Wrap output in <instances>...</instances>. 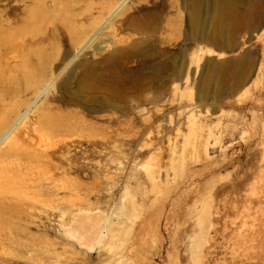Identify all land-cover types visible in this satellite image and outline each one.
<instances>
[{
	"label": "rangeland",
	"instance_id": "rangeland-1",
	"mask_svg": "<svg viewBox=\"0 0 264 264\" xmlns=\"http://www.w3.org/2000/svg\"><path fill=\"white\" fill-rule=\"evenodd\" d=\"M202 1L209 6L203 14L207 21L215 0ZM233 1L238 20L253 8L259 18L254 26L235 28L231 53L226 39L214 41L209 24L205 30L199 25L198 33L193 29L195 0H0V30L13 40L36 41L26 56L33 52L37 66L45 63L40 54L54 56L49 60L54 72L77 51L74 37L85 33L88 39L101 29L68 67L80 65L82 96L77 87L61 91L55 85L43 88L38 99L61 120H75L72 137L53 135L50 144L45 139L47 147L65 141L64 153L54 149L64 173L34 166L30 171L28 162L18 159L9 168L14 175L0 182L13 216L0 223V264H195L192 241L206 201L213 224L196 264H264V0ZM207 78L215 79L205 88ZM204 91L209 96L200 99ZM107 100L115 107H106ZM169 152L173 164L180 161L175 170ZM153 169L161 170L163 179ZM35 180L46 191L35 194ZM154 180H161L160 188ZM164 180L169 183L161 196ZM74 231L94 237L93 248Z\"/></svg>",
	"mask_w": 264,
	"mask_h": 264
},
{
	"label": "bare ground",
	"instance_id": "bare-ground-1",
	"mask_svg": "<svg viewBox=\"0 0 264 264\" xmlns=\"http://www.w3.org/2000/svg\"><path fill=\"white\" fill-rule=\"evenodd\" d=\"M204 1L202 0H195V2L193 3V9H192V14H191V20L193 22V26L195 25L196 27L193 28L195 29V31H197L196 33H198L199 31V25L202 24V26H204L202 29H204L206 25H210V33L212 34L213 36V39L214 41H222V39H226L228 41V45L233 48V43H234V39H235V28H237V26L241 27V26H244V25H247V26H254L255 24H257V19L259 18V11L257 10V8H253L250 10L249 12V15H244V17H242V14H241V17L244 18L243 22L241 21L242 18L239 17L240 20L237 19V14L235 13V8H234V5L237 4V2H234L233 0L229 3L226 2V4H222V2L220 0H215L214 3H212L213 5L211 6L210 11H209V14H208V19L207 21H205L203 19V14H205V11H207L208 7L206 4L204 5L203 4ZM235 3V4H234ZM124 4V3H123ZM126 4V3H125ZM124 6V5H123ZM207 6V7H206ZM121 7V6H120ZM246 9V8H245ZM32 10V9H31ZM29 10L28 12H30V18L34 19L33 18V15L34 13V9L31 11ZM116 11V10H115ZM191 11V10H190ZM27 13V10L25 11ZM24 12V13H25ZM36 12V11H35ZM117 12V11H116ZM208 12V11H207ZM245 12V11H244ZM14 13V12H13ZM115 13V12H114ZM262 13V12H261ZM2 14V13H1ZM16 14V13H14ZM17 15V14H16ZM15 15V16H16ZM25 15V14H24ZM114 15V14H113ZM116 15V14H115ZM114 15V16H115ZM18 16V15H17ZM112 16V15H111ZM112 16V17H114ZM207 16V14L205 15ZM204 16V17H205ZM264 16V15H262ZM28 16L26 15V18ZM34 17H35V14H34ZM25 18V19H26ZM29 19V18H28ZM31 19V20H32ZM262 20V18L260 19ZM259 20V21H260ZM23 21V20H22ZM29 21V20H27ZM13 24V22H9L8 24V27H11ZM102 27V26H101ZM100 27V28H101ZM207 28V27H206ZM253 28V27H252ZM103 29V28H102ZM205 30V29H204ZM203 30V31H204ZM209 30V29H208ZM208 30H207V33H208ZM83 32V31H82ZM96 32V31H95ZM98 32H101V29H99L96 33L93 34L92 37L86 39V35L85 33H80L78 34V37H74V40L77 41L79 43V47L77 49V51L74 53V55H72L70 58H69V62L66 63V62H63V66L61 67L60 66H57L59 68V70H56L54 72L53 68H52V64L51 62L49 61L50 59H52L51 57H54V56H50V55H47V54H40V61H44L45 63L42 64L41 66H37V65H33L32 62L35 61L34 60V55H31V53L25 54V50H28L30 48H32L33 46H35L37 44L36 41H29V40H26V39H21L19 41L17 40H13L12 38L8 37L6 32L1 29L0 30V182L4 181L7 182V178L8 176L11 177V174L14 175V168L10 169V165L13 164H16L15 163V160H18V159H22L26 162H28V170L30 168V171L33 169L32 166H34V169L35 167H40L41 169L43 168L44 171L48 172V174H52L57 172V170H64V168L62 167V165L60 164V162L58 161L57 162V153L60 152V153H64L63 151L65 146H64V142L62 143V145L60 146H57L59 145V143H57V145L54 143V145H56V148H48L49 146H52L54 147L53 143H51V145H49L47 147L48 144H50V141L54 135V138H55V135L58 137V135H62V136H69L70 138V134H73L72 130L74 129L73 128V123H69V122H65L63 120H61L56 114H54L53 112V107L46 103V102H42V104L38 105V99L43 95V93L41 92V90L43 88H52L54 87L55 85H59L60 86V89L61 91L63 90V87H66L68 88V90L71 89V87H77V90L76 92L78 91V94L77 96H82V86L81 85H84L82 82L84 81V79L82 80L81 78V74L79 75V72H78V69H79V66H77L76 64V68H74L73 70H70L68 69V67L70 66V64L72 62H75V61H79V57L82 56L84 53V51L91 45L92 46V41L94 40V38H96L98 36ZM206 33V32H205ZM264 33V31L262 32ZM102 34V33H101ZM100 34V35H101ZM209 34V33H208ZM211 36V35H210ZM211 36V37H212ZM203 37V36H202ZM94 43V42H93ZM218 43V42H217ZM220 43V42H219ZM78 45V44H77ZM111 45V44H110ZM109 46V45H107ZM112 46V45H111ZM221 46V45H220ZM110 48V47H109ZM24 53V54H22ZM83 53V54H82ZM79 58V59H77ZM31 59L33 61H31ZM37 59V58H36ZM67 59V58H66ZM64 60V58L62 59ZM249 60V59H248ZM19 61L21 63H19ZM66 61V60H65ZM245 62V61H244ZM13 63L16 65H13ZM79 63V62H78ZM82 63V62H81ZM209 63V62H208ZM214 63V62H213ZM22 64V65H20ZM35 64V62H34ZM246 64V62H245ZM226 65V64H225ZM254 65V64H253ZM209 66V65H208ZM212 66V65H211ZM240 66V65H239ZM245 66V65H244ZM247 66V65H246ZM213 67V66H212ZM211 67V68H212ZM30 69V70H26V69ZM70 68V67H69ZM246 68V67H245ZM88 68H84L82 69V72L85 74V73H88L91 74L90 70ZM210 69V68H208ZM207 69V70H208ZM219 69V68H218ZM221 71V70H220ZM88 74V75H89ZM247 74V73H246ZM83 75V74H82ZM87 75V76H88ZM89 78V77H88ZM215 79V78H214ZM213 78H207L206 81H204L205 83V88L206 86H209L211 82L214 81ZM222 79V78H221ZM217 80L220 81V79L218 78ZM220 84V83H218ZM204 85V84H203ZM70 87V89H69ZM84 87V86H83ZM74 89V88H73ZM66 90V89H64ZM45 91V90H44ZM43 91V92H44ZM71 92V91H70ZM69 92V93H70ZM84 92V91H83ZM80 93V95H79ZM209 91H204L203 93H201L199 95V98H205V97H208L209 96ZM48 95V94H47ZM76 95V94H75ZM85 96V95H84ZM83 96V97H84ZM216 96V95H215ZM78 97V98H79ZM124 98V97H123ZM85 98H83L84 100ZM217 99V98H216ZM89 100V99H88ZM82 101V100H81ZM85 101V100H84ZM83 102V101H82ZM87 103V102H86ZM106 107H109L110 109L111 108H114L115 104L113 105V102L111 103L109 100L106 101ZM108 109V108H107ZM118 110V109H117ZM121 111V110H120ZM71 117V116H70ZM83 123V121H80ZM79 122V123H80ZM78 123V122H77ZM76 124V123H75ZM84 124V123H83ZM119 127V126H118ZM76 128V127H75ZM120 128V127H119ZM123 128V126H122ZM144 128V127H143ZM121 129V128H120ZM124 129V128H123ZM140 129V128H139ZM138 134L140 133L138 131V129H136ZM75 131V130H74ZM121 131V130H120ZM119 131V132H120ZM134 131V130H133ZM152 131V130H151ZM77 132V131H76ZM135 132V133H137ZM150 133V132H149ZM148 133V134H149ZM152 133V132H151ZM52 135V136H51ZM67 135V136H66ZM74 135V134H73ZM136 135V134H134ZM51 136V138L49 139V137ZM62 136H59V137H62ZM139 136V135H138ZM148 136V135H147ZM177 136V135H176ZM183 136V134H182ZM56 137V138H57ZM72 137V136H71ZM132 137V136H131ZM149 137V136H148ZM178 137H181V136H178ZM53 138V139H54ZM117 138V137H116ZM134 138V137H133ZM170 138V136H169ZM186 138V136H185ZM45 139H48L49 142L48 144L45 143V141H48V140H45ZM52 139V140H53ZM140 139V138H139ZM150 139V137L148 138V140ZM187 139V138H186ZM185 139V140H186ZM153 140V138H152ZM168 140V139H167ZM120 141V140H119ZM151 141V140H150ZM154 141V140H153ZM152 141V142H153ZM173 141V140H172ZM73 142V141H72ZM72 142H70L69 144H71ZM131 142H133L131 140ZM137 143V141H135ZM76 143V142H75ZM93 143V142H92ZM135 143V144H136ZM184 143V142H183ZM65 144H68L65 143ZM76 144H79V143H76ZM75 144V145H76ZM97 144V143H96ZM94 144V145H96ZM111 144V142H110ZM113 144V143H112ZM148 144V142H147ZM173 144V143H172ZM240 144V143H239ZM74 145V146H75ZM150 145V144H149ZM176 145V144H175ZM183 145V144H182ZM62 146V150H59L57 149V147H61ZM67 146V145H66ZM113 146V145H112ZM142 146V145H141ZM145 146V145H144ZM152 146V145H151ZM150 146V147H151ZM64 147V148H63ZM137 147V146H136ZM143 147V146H142ZM149 147V148H150ZM240 147V146H239ZM141 149V147H139ZM148 148V147H147ZM158 148V147H157ZM177 147L173 146V149L172 151H175ZM58 150V152L56 150ZM66 149V148H65ZM144 149V148H143ZM160 149V148H159ZM170 149V148H169ZM185 150V148H183ZM183 149L182 151L179 153L181 154L183 152ZM139 150V149H138ZM67 151V150H66ZM150 151V150H149ZM179 151V150H178ZM186 151V150H185ZM139 152V151H138ZM142 152V151H141ZM200 152V150H199ZM137 153V152H136ZM171 153V156H169L170 158L174 157V155H172L173 152H169ZM188 153V152H187ZM186 153V154H187ZM143 154V153H142ZM175 154V153H174ZM141 155V153H140ZM180 156V155H179ZM179 156H178V159H179ZM187 156V155H186ZM185 156V157H186ZM66 157V156H65ZM141 157V156H140ZM64 158V157H63ZM137 158V157H136ZM139 158V157H138ZM59 159V158H58ZM148 159V157L146 158ZM62 160V159H60ZM139 160V159H138ZM137 160V161H138ZM175 160V157L172 161V165H173V169L175 170V168L177 167V164H179V160H178V163L176 164H173V162ZM20 162V161H19ZM22 162V161H21ZM184 162V161H183ZM58 163V164H57ZM63 163V161H62ZM147 163V162H146ZM149 163V162H148ZM148 163L146 165H148ZM161 162H159L160 164ZM24 164V162H22V165ZM60 164V165H59ZM137 164V163H136ZM134 164V165H136ZM143 164V163H142ZM183 165H181V167L183 166V168H181L182 171H185L186 170V164L185 162L184 163H181ZM22 165H21V168H22ZM25 165V164H24ZM27 165V163H26ZM25 165V167H26ZM151 165V164H150ZM176 165V166H174ZM18 166V165H17ZM16 166V167H17ZM164 166V165H162ZM15 167V166H13ZM20 167V163H19V166ZM24 167V168H25ZM32 167V168H31ZM143 168V166H141ZM153 167V166H152ZM21 168H18L20 171ZM149 168V167H148ZM154 168V167H153ZM159 168V167H158ZM168 168V166H167ZM256 168V167H255ZM258 168V167H257ZM262 168V167H261ZM23 169V168H22ZM146 168H144L143 170H145ZM161 169V168H160ZM170 169V168H169ZM168 169V170H169ZM66 170V168H65ZM254 170V169H253ZM258 170V169H257ZM37 171V170H36ZM36 171H32V172H36ZM146 171V170H145ZM154 171V169H153ZM152 171V172H153ZM170 171V170H169ZM173 171V170H172ZM259 171V170H258ZM255 172V173H258ZM25 172V170H24ZM59 172V171H58ZM63 172V171H62ZM121 172V170H120ZM154 172H156V175L160 178V175H161V170H155ZM154 172L151 174L153 175ZM166 172V171H165ZM174 172V171H173ZM260 172V171H259ZM17 173H20V172H17ZM28 173V172H27ZM38 173V172H37ZM64 173V172H63ZM71 173V172H70ZM151 173V172H150ZM149 173V175H150ZM261 173V172H260ZM29 174H33V173H29ZM28 174V175H29ZM39 174H40V171H39ZM38 174V175H39ZM66 174V173H65ZM170 174V173H169ZM182 174V173H181ZM16 175V173H15ZM19 175V174H18ZM21 175V174H20ZM26 175V174H25ZM53 175V174H52ZM51 175V176H52ZM120 175V174H119ZM148 175V176H149ZM258 175V174H257ZM256 175V176H257ZM22 176V175H21ZM33 176V175H32ZM186 176V175H185ZM189 176V175H188ZM7 177V178H6ZM18 177V176H17ZM38 177V176H37ZM125 177V176H124ZM151 177H155V175L151 176ZM157 177V178H158ZM163 177V176H162ZM161 177V178H162ZM190 177V176H189ZM15 179V176L12 177ZM32 179V177H30ZM35 178V175L34 177ZM160 178V179H161ZM251 178V177H250ZM259 178V176H258ZM20 179V178H19ZM27 179V178H25ZM163 179V178H162ZM169 179V178H168ZM167 179V180H168ZM186 179V178H183V180ZM249 179V178H247ZM256 179V178H255ZM254 179V181H255ZM13 180V179H12ZM11 180V181H12ZM21 180V179H20ZM23 180V179H22ZM124 180V179H123ZM167 180H164L166 183H165V186H161L162 190L160 192L161 196L164 195L166 193V187H167V184L169 183ZM176 180V179H175ZM252 179H250L249 181H251ZM9 181V182H11ZM19 181V180H17ZM27 180H25L26 182ZM155 181H159V187L160 188V185L162 184L161 180H154ZM163 181V180H162ZM172 181V180H171ZM259 181V180H258ZM15 181L13 180L12 183H14ZM35 183V185L33 184V188L34 189H37L35 191V194L38 192L39 193V190L41 191H46L45 189V184L41 181H33ZM151 182V181H150ZM174 182V181H173ZM176 182V181H175ZM187 182V181H186ZM193 182V181H192ZM191 182V183H192ZM252 182V181H251ZM157 183V182H156ZM156 183L153 184V186L155 185L156 186ZM161 183V184H160ZM190 183V182H189ZM240 183V182H239ZM238 183V184H239ZM246 183V182H245ZM244 183V185H246ZM255 183V182H254ZM260 183V182H259ZM258 183V184H259ZM1 184V183H0ZM11 184V183H10ZM23 184V183H22ZM32 184V183H30ZM151 184V185H152ZM158 184V183H157ZM236 184V183H235ZM2 185V184H1ZM6 185V183H5ZM26 185V184H25ZM23 185V186H25ZM28 186H30L29 184H27ZM173 185V184H171ZM252 185V184H251ZM16 186V185H15ZM26 186V187H28ZM31 186V188H32ZM141 185H139L140 187ZM243 186V185H242ZM250 186V185H249ZM14 187V186H13ZM18 187V186H17ZM129 187V186H128ZM152 187V186H151ZM194 187V186H192ZM240 187V186H239ZM237 187V188H239ZM254 190L256 189H259L258 186L257 188H255V184L253 186ZM2 188L3 185H2ZM12 187H10L11 189ZM16 188V187H14ZM25 188V187H24ZM131 188V187H130ZM155 188V187H154ZM156 188V192L158 191ZM244 188V187H243ZM248 188V187H247ZM9 189V188H8ZM55 189L56 187H52L51 188V191L52 192H55ZM62 189H68V187L64 186ZM152 189V188H151ZM177 189V188H176ZM192 189V188H191ZM246 189V188H245ZM244 189V190H245ZM249 189V188H248ZM252 189V190H253ZM16 190L18 191V189L16 188ZM20 190V189H19ZM22 190V189H21ZM24 190V189H23ZM130 189L127 190V193L131 192L129 191ZM153 190V189H152ZM151 190V191H152ZM232 190V189H231ZM235 190V189H234ZM241 190V189H240ZM253 190V191H254ZM261 191V187L259 189ZM31 191V190H29ZM188 191V190H187ZM251 191V190H250ZM252 191V192H253ZM3 192V191H1ZM6 191H4V194ZM15 192V191H14ZM12 192V193H14ZM25 192V191H24ZM33 192V190H32ZM50 192V191H48ZM122 192V191H121ZM126 192V191H125ZM153 192V191H152ZM154 192V193H156ZM159 192V191H158ZM157 192V193H158ZM249 192V191H248ZM258 192V190L255 192V194ZM263 192V191H262ZM261 192V193H262ZM11 192L7 193V194H11ZM23 193V191H22ZM21 193V194H22ZM37 193V195H38ZM179 193V192H178ZM184 193V192H183ZM242 193V192H241ZM240 193V194H241ZM31 194V192L29 193ZM27 194V195H29ZM33 194V193H32ZM250 194V192H249ZM254 194V192H253ZM257 194H260L259 192ZM264 194V193H263ZM16 194H14L13 196H15ZM20 195V193L18 194ZM18 195H16V197H18ZM36 195V196H37ZM121 195V193H120ZM125 195V194H124ZM129 195V194H128ZM152 195V194H151ZM154 195V194H153ZM157 195V194H155ZM238 195H239V192H238ZM262 195V194H261ZM260 195V196H261ZM23 195H21L20 199L22 198ZM35 196V197H36ZM160 196V197H161ZM174 196V195H173ZM222 196V195H221ZM241 196V195H240ZM244 196V195H243ZM250 196V195H249ZM258 196V197H260ZM30 197V196H29ZM38 197V196H37ZM128 197V196H127ZM159 197V199H160ZM200 196H198L199 198ZM248 197V195H247ZM253 197V195H252ZM257 197V196H256ZM257 197V198H258ZM262 197V196H261ZM260 197V198H261ZM6 195H3L1 196L0 195V223H8L10 221V218L9 217V214L10 216H12L9 211V208H7L5 206V202L6 201ZM28 198V197H27ZM33 198V197H32ZM242 198V196L240 197ZM251 198V197H250ZM10 199V198H9ZM7 199V200H9ZM13 199V198H12ZM12 199H10L12 201ZM18 198V200H20ZM23 199V198H22ZM172 199V197H171ZM187 199V197H186ZM25 200V197L24 199ZM35 200V198H34ZM127 200V199H126ZM241 200V199H240ZM249 201L251 199H248ZM254 200V199H253ZM260 200V199H259ZM22 201V200H21ZM27 201V200H26ZM170 201V200H169ZM183 201V200H182ZM243 201H247L243 199ZM248 201V202H249ZM255 201V200H254ZM16 202V201H15ZM19 202V201H18ZM25 202V201H24ZM31 202V201H30ZM139 202V201H137ZM150 202V201H149ZM158 202V201H157ZM180 202V201H179ZM253 202V201H252ZM261 202V200H260ZM17 203V202H16ZM140 203V202H139ZM148 203V202H147ZM153 203V202H152ZM247 203V202H246ZM8 204V202H7ZM12 204H13V201H12ZM22 204V203H21ZM24 204V203H23ZM34 204V203H33ZM141 204V203H140ZM150 204V203H149ZM165 204V203H164ZM248 204V203H247ZM261 204V203H260ZM11 205V204H9ZM126 205V204H125ZM147 205V204H146ZM155 205V204H154ZM179 205V204H178ZM14 206V204L12 205ZM122 206V205H121ZM150 206V205H148ZM153 206V205H152ZM151 206V207H152ZM240 206V205H239ZM247 206V205H246ZM30 206H28L29 208ZM145 206H143L142 208L144 209ZM154 207V206H153ZM152 207V208H153ZM165 207V206H164ZM35 208V207H34ZM138 208V207H137ZM261 208V207H260ZM32 209V208H30ZM118 209H120L122 211V209L119 207ZM117 209V213H119ZM141 209V208H140ZM138 209V210H140ZM124 210V208H123ZM142 210V209H141ZM239 210H240V207H239ZM259 210V209H258ZM120 211V212H121ZM143 211V210H142ZM145 211V210H144ZM177 211V210H176ZM235 211V210H234ZM129 212H130V209H129ZM256 212V211H255ZM254 212V214H255ZM124 214V213H123ZM144 214V213H143ZM232 214V213H231ZM241 214V213H240ZM6 215H8L6 217ZM14 215V214H13ZM118 215V214H117ZM119 216V215H118ZM126 216V215H125ZM136 216V215H133V217ZM144 216V215H143ZM147 216V214H146ZM256 216V215H255ZM13 217V216H12ZM223 217V216H222ZM221 217V218H222ZM234 217V216H233ZM251 217V216H250ZM259 217V215H258ZM135 218V217H134ZM211 218H212V211H211V205L208 201L204 202L202 208L199 210L198 212V223H197V227H198V232H197V236L194 238V240L192 241V247H191V252H192V259L193 261L196 263L200 262L203 258L202 254L205 249L203 247H207L206 246V238H208V234L210 231H209V228H210V221H211ZM13 220V219H11ZM131 220V219H130ZM141 220V219H140ZM237 220V218H236ZM260 220V219H259ZM144 221V220H143ZM139 222V221H138ZM137 222V223H138ZM147 222V221H146ZM258 221H256L257 223ZM104 223L107 225L108 229H110L111 225L109 223V219L106 218L104 219ZM145 223V222H144ZM210 223V224H209ZM237 223V222H236ZM109 224V225H108ZM140 224V223H139ZM147 224V223H146ZM213 224V223H212ZM222 224V222H221ZM81 226L84 225L83 223L80 224ZM138 225V224H137ZM145 225V224H144ZM237 225V224H236ZM84 227V226H82ZM157 227V226H156ZM140 229V228H139ZM237 230V229H236ZM254 230V229H253ZM70 233H72L70 231ZM72 235H79L78 232L74 231V234ZM252 236V235H251ZM79 241L80 242H85V244L90 248L92 249L93 248V244L89 241H92L94 239V237L91 236V238L89 239H85L82 235H79ZM85 240V241H84ZM82 242V243H83ZM205 245V246H204ZM208 245V244H207ZM203 248V250H202ZM189 249V248H187ZM202 250V251H201ZM189 251V250H188ZM191 255V253H190ZM189 255V256H190ZM188 256V257H189ZM189 261V260H188ZM192 264V263H191Z\"/></svg>",
	"mask_w": 264,
	"mask_h": 264
},
{
	"label": "water",
	"instance_id": "water-1",
	"mask_svg": "<svg viewBox=\"0 0 264 264\" xmlns=\"http://www.w3.org/2000/svg\"><path fill=\"white\" fill-rule=\"evenodd\" d=\"M233 51H235V49L234 48H231V49H229V52H233Z\"/></svg>",
	"mask_w": 264,
	"mask_h": 264
}]
</instances>
